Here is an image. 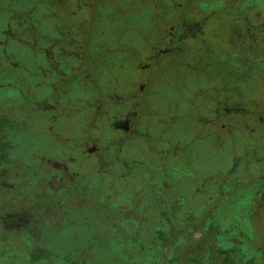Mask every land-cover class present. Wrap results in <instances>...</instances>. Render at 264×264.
<instances>
[{
  "label": "clouds",
  "instance_id": "clouds-1",
  "mask_svg": "<svg viewBox=\"0 0 264 264\" xmlns=\"http://www.w3.org/2000/svg\"><path fill=\"white\" fill-rule=\"evenodd\" d=\"M142 251L264 264V0H0V264Z\"/></svg>",
  "mask_w": 264,
  "mask_h": 264
},
{
  "label": "trees",
  "instance_id": "trees-1",
  "mask_svg": "<svg viewBox=\"0 0 264 264\" xmlns=\"http://www.w3.org/2000/svg\"><path fill=\"white\" fill-rule=\"evenodd\" d=\"M161 175H162V173H161ZM155 186V185H154ZM160 187L161 188H164V189H166L167 188V186H166V182L165 181H163V180H161V183H160ZM246 198V197H245ZM244 198V199H245ZM237 202H240L241 204L240 205H242L243 203H244V200L243 201H237ZM240 205H238V206H235L237 209H240ZM240 211H242V209H240ZM231 212V210H227V211H221L220 212V216L222 217H224V215L225 216H228L229 217V213ZM223 214V215H222ZM241 220L243 219L242 217L240 218ZM228 221H229V228H228V230L227 231H225V235H227L228 237V240H229V243H239L241 246H243V240H239V241H236V237L235 236H233V235H230V232L231 231H234V228H233V225H232V223H231V220H230V217H229V219H228ZM113 227L114 228H116V225H113ZM216 231H217V229H215ZM162 235V234H161ZM236 235H240V236H242L243 234L242 233H236ZM129 242V244H131V243H134V240H129L128 241ZM113 243H115V244H117V245H119L120 243H121V241L119 240V239H117V240H114L113 241ZM146 252V251H145ZM146 261H148V263L149 262H151V261H149L148 260V254H145L144 255V257H143ZM243 264H247V261H243Z\"/></svg>",
  "mask_w": 264,
  "mask_h": 264
},
{
  "label": "rangeland",
  "instance_id": "rangeland-1",
  "mask_svg": "<svg viewBox=\"0 0 264 264\" xmlns=\"http://www.w3.org/2000/svg\"><path fill=\"white\" fill-rule=\"evenodd\" d=\"M160 168H161V173H163L164 163H163L162 160H161ZM155 171H156V168H155V167L150 168V169L146 168L145 176H150L151 173H152V172H155ZM120 179L123 180L124 177H123V178L120 177ZM166 186H167V183H166ZM237 195H239V197H240L238 201H243V200H244V198H245V193H243V192H238ZM240 204H241L240 202H236V203H235V206H238V205H240ZM227 210H232V205H231V204H230L227 208H225L223 211H227ZM223 211H222V212H223ZM222 215H223V214H222ZM211 218H212V214L210 213L209 216H208V218L205 219V223L207 224V223H208V220L211 219ZM228 219H229L228 216H225V215H224V217H223V216H222V217L220 216V221L218 222V223H223V224L225 225V226L223 227V229H222L224 233H225V231H227L228 228H229V224H230V223H229ZM216 229H217L218 232L221 230L219 227H217ZM224 235H225V234H224ZM225 237H228V236L225 235ZM145 254H148V253L145 252V251H142V255H143V257H144ZM125 264H127V262H125ZM148 264H151V262H149Z\"/></svg>",
  "mask_w": 264,
  "mask_h": 264
},
{
  "label": "flooded vegetation",
  "instance_id": "flooded-vegetation-1",
  "mask_svg": "<svg viewBox=\"0 0 264 264\" xmlns=\"http://www.w3.org/2000/svg\"><path fill=\"white\" fill-rule=\"evenodd\" d=\"M13 66L16 67L17 65L14 64ZM221 127H223V125ZM173 155H175V153H173ZM163 159H164V157H163V153H162L161 160L163 161ZM121 177L123 178V175H121Z\"/></svg>",
  "mask_w": 264,
  "mask_h": 264
}]
</instances>
